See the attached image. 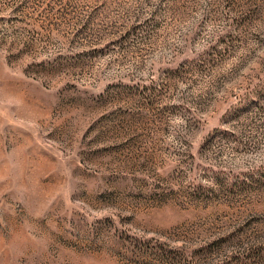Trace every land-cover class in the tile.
I'll use <instances>...</instances> for the list:
<instances>
[{
    "label": "rangeland",
    "instance_id": "374dc122",
    "mask_svg": "<svg viewBox=\"0 0 264 264\" xmlns=\"http://www.w3.org/2000/svg\"><path fill=\"white\" fill-rule=\"evenodd\" d=\"M0 264H264V0H0Z\"/></svg>",
    "mask_w": 264,
    "mask_h": 264
}]
</instances>
